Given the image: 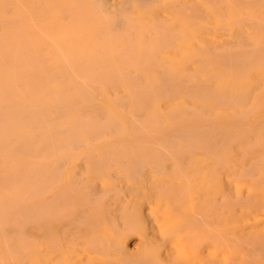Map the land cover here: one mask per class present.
I'll list each match as a JSON object with an SVG mask.
<instances>
[{
  "label": "bare ground",
  "instance_id": "bare-ground-1",
  "mask_svg": "<svg viewBox=\"0 0 264 264\" xmlns=\"http://www.w3.org/2000/svg\"><path fill=\"white\" fill-rule=\"evenodd\" d=\"M262 64L264 0H0V264L264 263Z\"/></svg>",
  "mask_w": 264,
  "mask_h": 264
},
{
  "label": "rangeland",
  "instance_id": "rangeland-1",
  "mask_svg": "<svg viewBox=\"0 0 264 264\" xmlns=\"http://www.w3.org/2000/svg\"><path fill=\"white\" fill-rule=\"evenodd\" d=\"M252 73H253L252 79L248 83L249 84L255 83L256 85L259 84V90L264 91V80H263V78H264V64L256 65V68L252 71ZM262 93L264 94V92H262ZM236 182H239V181H236ZM236 182H234V183H236ZM223 184L227 189L228 182L224 180ZM239 188H240V185L237 188H235V190L232 192L235 194V191ZM227 191H229V190L227 189ZM258 202H259V205L255 209L251 210V212H249V213L237 211V213L233 214L232 217L231 216L226 217V219H230V221H228L229 224L224 226V231H227L226 232L227 233L226 240L233 241L232 238H238L240 240V243H241V240H243L244 242L249 241V242L244 243V244L241 243V245H242L241 247H244L245 249L246 248L251 249V247L249 245L252 246V244L253 245H255V244L256 245H263V243H264V190H260ZM254 217L260 219V222L256 223V224H252V223L247 224L246 223L248 221H252ZM233 225H236V227L237 226H239V227L235 228V226H233ZM228 234H229V236H228ZM230 234H232V236H230ZM227 238H230V239H227ZM250 239H252V240H250ZM258 259L264 260V255H258ZM257 263L258 264H264L263 262H260V263L257 262ZM223 264H226V263H223Z\"/></svg>",
  "mask_w": 264,
  "mask_h": 264
}]
</instances>
